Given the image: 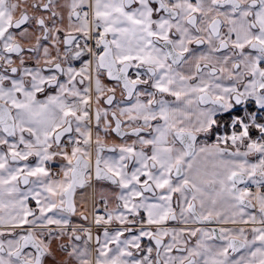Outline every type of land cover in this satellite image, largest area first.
<instances>
[{
  "label": "snow or ice",
  "instance_id": "snow-or-ice-1",
  "mask_svg": "<svg viewBox=\"0 0 264 264\" xmlns=\"http://www.w3.org/2000/svg\"><path fill=\"white\" fill-rule=\"evenodd\" d=\"M0 264H264V0H0Z\"/></svg>",
  "mask_w": 264,
  "mask_h": 264
}]
</instances>
